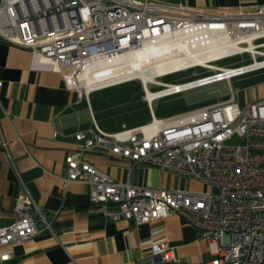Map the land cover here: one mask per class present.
Returning a JSON list of instances; mask_svg holds the SVG:
<instances>
[{"label":"built area","instance_id":"2783aa9c","mask_svg":"<svg viewBox=\"0 0 264 264\" xmlns=\"http://www.w3.org/2000/svg\"><path fill=\"white\" fill-rule=\"evenodd\" d=\"M209 39L214 44L206 42ZM263 39L264 5L208 10L164 0H0V40L29 50L34 69L61 73L66 86L80 94L89 93L83 81L110 75L114 60L138 54L146 46L158 50L163 45L170 56L181 50L190 57L189 63H195L155 74L147 82L134 77L104 86L140 80L152 120L139 126L123 124L114 132L96 123L78 131L75 138L80 147L66 156L65 182H87L91 201L113 220L142 224L170 216L186 219L200 237L218 243L215 264H264V97L244 106L231 89L225 101L165 118L156 116L152 103L264 69ZM216 50L227 53L204 60ZM243 54L252 60L235 66L217 64ZM196 68L211 73H196L181 83L161 80ZM149 84L161 88L151 91ZM3 87L0 79V93ZM236 135L244 143L227 144ZM89 151L120 157L132 166L144 163L185 175L213 190L119 182L85 159ZM21 183L14 220L0 225V248L52 230L45 211ZM152 255L153 264L177 259L167 242L152 245ZM9 257L10 253H4L2 260Z\"/></svg>","mask_w":264,"mask_h":264},{"label":"crops","instance_id":"0c3cea01","mask_svg":"<svg viewBox=\"0 0 264 264\" xmlns=\"http://www.w3.org/2000/svg\"><path fill=\"white\" fill-rule=\"evenodd\" d=\"M164 1L208 10L264 5V0ZM0 79L4 81L0 93V225L14 220L23 190L21 181L52 223V230L0 248V264H153L152 245L163 242L173 247L177 256L166 264H215L218 243L200 237L186 219L170 216L142 224L125 218L113 220L91 201L87 182L66 184L65 159L80 147L75 138L78 131L96 123L114 132L127 124L103 128L90 99L92 92L123 83L80 94L66 86L61 73L34 69L29 50L1 40ZM256 81L241 89L231 86L237 102L245 106L264 97V77ZM85 159L119 182L169 190H213L188 176L144 163L132 166L120 157L89 151ZM39 226L44 225L40 222ZM4 253H10L7 260H2Z\"/></svg>","mask_w":264,"mask_h":264},{"label":"rangeland","instance_id":"374dc122","mask_svg":"<svg viewBox=\"0 0 264 264\" xmlns=\"http://www.w3.org/2000/svg\"><path fill=\"white\" fill-rule=\"evenodd\" d=\"M264 41V39L262 40ZM242 60L250 62L249 54L235 55L218 61L222 66L240 65ZM198 75L211 73L203 68L185 70L170 74L161 80L169 83L189 81ZM264 77V70L237 76L229 81H221L179 94L153 101L152 106L158 118L182 113L194 108L204 107L229 99L231 86L236 90L251 86L256 80ZM161 86L149 84L151 91L159 90ZM144 90L140 80H133L121 85L92 92L90 95L94 114L99 124L105 129H116L123 122L129 125H139L152 120L149 105L143 100ZM244 143V139L234 136L227 141L229 145Z\"/></svg>","mask_w":264,"mask_h":264},{"label":"bare ground","instance_id":"6f19581e","mask_svg":"<svg viewBox=\"0 0 264 264\" xmlns=\"http://www.w3.org/2000/svg\"><path fill=\"white\" fill-rule=\"evenodd\" d=\"M222 38V37H220ZM214 44V40H207ZM158 50L152 49L150 46L138 54L125 55L113 61V69L110 75L105 77L90 78L83 81L82 87L91 92L94 89L104 87L108 84L123 80L126 78L138 77L144 82L151 80L155 74L165 73L173 69H179L184 66H190L195 63H189L190 57H187L182 51L178 50L173 56L168 55V50L162 45ZM217 51V50H216ZM227 53L226 50H219L217 53H209L210 56H205L204 60L215 59L216 56H221ZM208 53H204L207 55ZM212 54V55H211ZM206 64V63H199ZM154 95L149 91V96Z\"/></svg>","mask_w":264,"mask_h":264}]
</instances>
